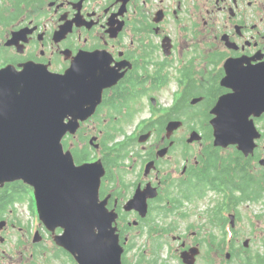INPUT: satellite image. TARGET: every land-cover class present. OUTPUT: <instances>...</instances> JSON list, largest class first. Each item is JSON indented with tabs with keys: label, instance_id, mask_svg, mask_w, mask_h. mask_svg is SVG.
<instances>
[{
	"label": "flooded vegetation",
	"instance_id": "obj_1",
	"mask_svg": "<svg viewBox=\"0 0 264 264\" xmlns=\"http://www.w3.org/2000/svg\"><path fill=\"white\" fill-rule=\"evenodd\" d=\"M36 68L66 75L68 118L87 115L62 143L104 167L122 264H264V0H0V71ZM40 188L0 184V264H77L44 211L82 198L55 182L48 206Z\"/></svg>",
	"mask_w": 264,
	"mask_h": 264
},
{
	"label": "water",
	"instance_id": "obj_2",
	"mask_svg": "<svg viewBox=\"0 0 264 264\" xmlns=\"http://www.w3.org/2000/svg\"><path fill=\"white\" fill-rule=\"evenodd\" d=\"M27 72L20 76L10 69L0 71V182L22 178L35 187L36 193L38 175L60 178L63 174H84L85 182L68 191L70 200L80 196L82 203L71 201L69 210L63 211L69 218L59 217L64 233L57 236L56 242L70 251L78 264H121V248L112 227L114 218L95 205L103 171L97 162L74 169L71 155H63L61 138L69 127L63 124L65 113L60 101L68 98L66 93L56 97L52 83L62 84L64 77L45 74L40 69ZM35 73L43 80H36ZM229 135L232 134L218 132L215 142L226 145ZM65 177L67 182L74 181Z\"/></svg>",
	"mask_w": 264,
	"mask_h": 264
},
{
	"label": "rangeland",
	"instance_id": "obj_3",
	"mask_svg": "<svg viewBox=\"0 0 264 264\" xmlns=\"http://www.w3.org/2000/svg\"><path fill=\"white\" fill-rule=\"evenodd\" d=\"M81 136L82 135H80V139H81ZM83 136H85V135H83ZM119 137H121V136H119ZM97 139L98 138L96 136H94V134H89L88 135V138L81 139L80 141L82 143H85L86 146H88L89 151H90V149H91L92 146H90L88 144V141L90 140L91 142H95V141H97ZM80 182H81L80 180H78V179L76 180V183H80ZM52 205H53V203L50 204L49 206H52ZM47 240H48L47 241V244L51 247L52 246L51 239H47ZM161 240L168 242V244L170 245V247L173 249V252H172V260H173L174 263H177L178 262L179 255H180L179 250H177V241L174 240L171 237V235L165 236ZM136 243H138L140 245V248H142L143 246H146L147 245L149 247L148 248V251H147V254H151L153 252V248L155 247V242L153 240H151V243H150V241H149V233H147L145 236H140L138 239H136ZM150 247H151V249H150ZM159 252L162 253V254H164V255L166 254V252H165V246L164 245L159 249ZM6 258L8 259L9 256H6Z\"/></svg>",
	"mask_w": 264,
	"mask_h": 264
},
{
	"label": "bare ground",
	"instance_id": "obj_4",
	"mask_svg": "<svg viewBox=\"0 0 264 264\" xmlns=\"http://www.w3.org/2000/svg\"><path fill=\"white\" fill-rule=\"evenodd\" d=\"M28 74L27 70H26V75ZM34 78L37 80V79H41L43 80V78L41 77V75L39 73H35L34 74ZM46 80V79H45ZM37 82V81H36ZM52 90L54 91V94L56 95V97L58 96V93H62L63 95L66 93V89L65 87L62 85V84H56V83H52ZM78 100L77 97H73V96H70L68 97V99H66V101H69L71 103H73L72 101H76ZM61 104L63 103V99H61ZM74 104V103H73ZM66 194H69L68 192L65 191ZM94 218L97 220L98 217H95Z\"/></svg>",
	"mask_w": 264,
	"mask_h": 264
}]
</instances>
